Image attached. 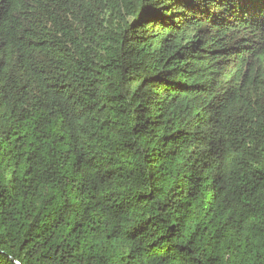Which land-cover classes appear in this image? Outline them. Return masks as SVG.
<instances>
[{"label": "trees", "instance_id": "trees-1", "mask_svg": "<svg viewBox=\"0 0 264 264\" xmlns=\"http://www.w3.org/2000/svg\"><path fill=\"white\" fill-rule=\"evenodd\" d=\"M0 264H264V0H0Z\"/></svg>", "mask_w": 264, "mask_h": 264}]
</instances>
